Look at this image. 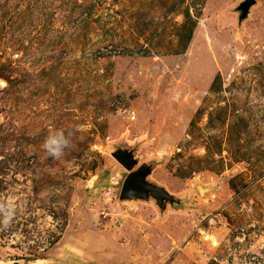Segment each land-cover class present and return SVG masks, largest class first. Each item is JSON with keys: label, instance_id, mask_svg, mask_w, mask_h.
Wrapping results in <instances>:
<instances>
[{"label": "rangeland", "instance_id": "1", "mask_svg": "<svg viewBox=\"0 0 264 264\" xmlns=\"http://www.w3.org/2000/svg\"><path fill=\"white\" fill-rule=\"evenodd\" d=\"M249 1L0 0V264H71L63 238L101 264H264ZM61 129L57 160L43 144ZM141 168L175 203L122 198Z\"/></svg>", "mask_w": 264, "mask_h": 264}, {"label": "water", "instance_id": "2", "mask_svg": "<svg viewBox=\"0 0 264 264\" xmlns=\"http://www.w3.org/2000/svg\"><path fill=\"white\" fill-rule=\"evenodd\" d=\"M249 2L253 3L254 0H250ZM248 6H245V13L248 11ZM115 157L128 170L132 169L134 162L131 160V156L127 154H116ZM149 173V169L141 168L129 174L122 189V198L137 197L148 199L151 195L152 197L158 199L160 203H164L165 201H168L172 204L175 203L174 198L171 197V195L165 189L158 188L155 185L146 182L145 179Z\"/></svg>", "mask_w": 264, "mask_h": 264}, {"label": "clouds", "instance_id": "3", "mask_svg": "<svg viewBox=\"0 0 264 264\" xmlns=\"http://www.w3.org/2000/svg\"><path fill=\"white\" fill-rule=\"evenodd\" d=\"M73 133L63 129L54 131L45 139L43 148L49 157L61 159L72 147Z\"/></svg>", "mask_w": 264, "mask_h": 264}, {"label": "crops", "instance_id": "4", "mask_svg": "<svg viewBox=\"0 0 264 264\" xmlns=\"http://www.w3.org/2000/svg\"><path fill=\"white\" fill-rule=\"evenodd\" d=\"M75 244L70 241V239L63 238L59 243H58V247L56 249H54L53 253L55 252V255L57 256H61L63 260H69L68 262H70V259L73 258V263L71 264H81L80 262L86 261L89 263H94V264H101V262H96L93 257H85V251L82 250H77L75 249L76 247L74 246ZM70 258V259H67ZM58 260V259H57ZM75 262V263H74Z\"/></svg>", "mask_w": 264, "mask_h": 264}, {"label": "bare ground", "instance_id": "5", "mask_svg": "<svg viewBox=\"0 0 264 264\" xmlns=\"http://www.w3.org/2000/svg\"><path fill=\"white\" fill-rule=\"evenodd\" d=\"M201 192H202V194H205V190H204V189H202V188H201Z\"/></svg>", "mask_w": 264, "mask_h": 264}, {"label": "trees", "instance_id": "6", "mask_svg": "<svg viewBox=\"0 0 264 264\" xmlns=\"http://www.w3.org/2000/svg\"><path fill=\"white\" fill-rule=\"evenodd\" d=\"M19 260H20V259H18L17 262H16L15 264H20V263H19V262H20Z\"/></svg>", "mask_w": 264, "mask_h": 264}]
</instances>
